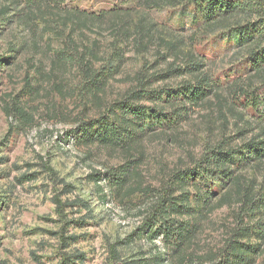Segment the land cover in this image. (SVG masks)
I'll list each match as a JSON object with an SVG mask.
<instances>
[{
  "label": "rangeland",
  "instance_id": "obj_1",
  "mask_svg": "<svg viewBox=\"0 0 264 264\" xmlns=\"http://www.w3.org/2000/svg\"><path fill=\"white\" fill-rule=\"evenodd\" d=\"M169 3L72 0L57 11L51 4L42 14L53 31L61 29L56 35L42 33L44 23L34 12L27 11V18L17 14L24 0H0V7L8 5L0 14V264H63L64 257L68 264L219 262L222 245L241 216L237 197L205 214L182 258L160 237L136 234L149 223L152 198L170 188L174 172L196 167L207 147L218 142L237 147L263 127L236 95L234 83H244L249 67L234 31H207L193 6ZM63 10L72 15L58 12ZM77 12L101 19L87 27L70 25ZM139 25L150 30L145 38L136 32ZM94 44L95 72L105 65L102 58L113 54L114 44L122 54L118 71L99 90L80 63L54 62L59 50L78 58L84 46ZM189 53L214 86L207 102L191 107L172 130L155 127L130 153L81 142L79 128L122 100L143 65L151 89L183 84L188 74L171 70H186ZM138 105L155 109L165 104L143 98ZM163 111L173 116L171 107ZM262 161L235 175L263 190ZM125 165L133 177L116 192L103 179ZM261 248L255 264H264V243Z\"/></svg>",
  "mask_w": 264,
  "mask_h": 264
},
{
  "label": "trees",
  "instance_id": "obj_2",
  "mask_svg": "<svg viewBox=\"0 0 264 264\" xmlns=\"http://www.w3.org/2000/svg\"><path fill=\"white\" fill-rule=\"evenodd\" d=\"M66 1L72 0H24L23 7L18 9L17 14L27 18V11L34 12L44 23L42 33L51 32L57 35L61 29L53 31L42 13L46 12L51 4L56 6L57 11L58 5ZM167 1L171 2L169 4L185 2L193 6L198 16L204 20L203 26L207 31H234L238 38L237 44L244 51V59L249 67L244 83H234L236 95L263 127L259 133L251 135L250 141L237 147H226L223 142H218L212 147L206 146L196 167L174 172L170 188L165 187L162 193L152 198L149 223L139 228L136 234L138 237L147 236L150 240L160 237L175 255L182 258L187 253L205 214L214 206L231 205L232 198L237 197L238 214L241 216L236 219V226L222 245L217 264H255L264 243V189H255L250 180L245 182L242 175L235 173L251 166L257 168L264 159V0ZM7 9L8 5H2L0 14H4ZM58 12L61 15L63 12L69 15L72 13L70 10ZM99 19L101 17L94 13L77 12L70 25L81 24L87 27L91 20ZM135 29L141 39L150 32L148 28H142L140 25L135 26ZM70 42L71 45L77 46L74 40ZM137 43L141 41L137 40ZM95 45L84 46L78 58L68 57L64 50H59L56 52L58 58L54 62L80 63L85 76L94 81L93 88L99 90L118 71L119 65L116 63L121 62L122 54H119L120 49L114 44L113 54L102 58L105 65L95 72L94 65L99 61L98 54L94 52ZM187 59L191 63H187L186 70L182 73L178 67L171 70L176 75L188 74V79L177 88L151 89L153 81L150 75L144 77V71H147L143 65L135 74L132 90L127 92L122 100L111 103L106 115L79 128L81 142L130 153L155 127L163 132L172 130L180 120L187 117L191 107L207 102L214 87L209 74L201 72V63L195 55L189 53ZM143 98L153 104L165 105L155 109L138 105ZM164 107H171L173 116H167L163 111ZM219 109L224 116L222 104ZM228 111L231 112L230 109ZM242 116L238 119H242ZM245 124L251 126L248 121H245ZM241 137L243 139L245 134ZM123 167L109 171L103 179L109 188L116 192L127 188L131 180L133 170L129 171L128 165ZM60 208V203H56L57 212ZM115 250L113 248L111 251ZM63 260V264H68L69 257H64Z\"/></svg>",
  "mask_w": 264,
  "mask_h": 264
}]
</instances>
